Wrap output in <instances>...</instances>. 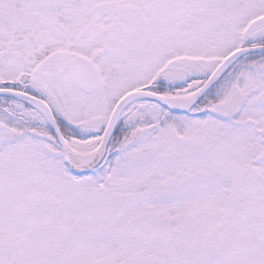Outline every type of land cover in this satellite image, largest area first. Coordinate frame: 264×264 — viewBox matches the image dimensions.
Segmentation results:
<instances>
[{"label":"snow or ice","instance_id":"1","mask_svg":"<svg viewBox=\"0 0 264 264\" xmlns=\"http://www.w3.org/2000/svg\"><path fill=\"white\" fill-rule=\"evenodd\" d=\"M0 264H264V0H0Z\"/></svg>","mask_w":264,"mask_h":264}]
</instances>
